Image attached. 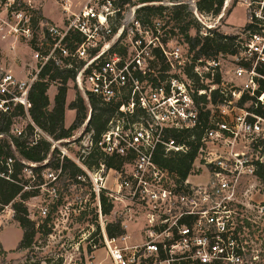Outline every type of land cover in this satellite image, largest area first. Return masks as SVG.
I'll use <instances>...</instances> for the list:
<instances>
[{"label": "built area", "instance_id": "built-area-1", "mask_svg": "<svg viewBox=\"0 0 264 264\" xmlns=\"http://www.w3.org/2000/svg\"><path fill=\"white\" fill-rule=\"evenodd\" d=\"M243 1L250 11L249 22L257 29L249 33L244 51L254 56L256 63L264 61V0ZM2 5L6 16L0 18V38L8 42L9 53L25 43L33 64L20 66L16 55L9 60L0 55V144L12 136L26 139L29 145L45 140L50 148L42 164L54 150L60 160L75 163L83 174L74 184H86L100 218L115 213V205L124 206L115 213L123 233L109 236V222L101 224L99 232L88 237L81 248L76 244L68 261L61 255L49 264H77V258L81 264L239 263L233 239L236 220L256 223L249 209L255 193L264 195V184L256 172L257 163L264 161V116L236 104L243 92L254 95L258 88L256 63L250 69H235L234 77L243 80L242 87L233 88L228 95L222 81L212 82L218 60H194L188 48L171 38L174 36L159 33V20L142 22L136 16L137 5L128 9L129 0H61L62 23L42 28L34 27L31 15L15 8L14 0H3ZM193 12L197 13L196 4ZM159 62L163 68L156 66ZM46 65L73 69L70 81L87 104L89 96H94L103 104L116 106L98 137L93 130H86L90 107L79 130L68 138H53L31 119L29 94ZM207 66L210 84L203 81L205 73L201 71ZM187 68H192L196 81L188 76ZM197 83L206 87L199 88ZM214 89L224 98L215 106L206 105L211 115L205 124L199 117L202 103H197V98L206 95L209 101ZM256 98L264 111V91ZM235 108L239 112L230 115L228 109ZM192 129L200 131L196 156L188 175L179 179L175 172L158 165L154 154L159 148L165 154L186 152L188 144L167 139L165 133ZM10 144L15 150L12 141ZM95 150L104 156L130 159L125 163L128 167L107 168L101 161L97 167H88L85 160ZM14 161L12 155L0 156V177L19 184L22 190L37 188L41 192L48 186V192L57 197V174L47 171L46 182L32 185L33 167L39 163L20 159L23 167L14 179ZM203 173L204 181L193 179ZM101 193L112 205L109 214L101 212ZM39 197L36 194L23 201L36 230L38 218L48 213L46 204L34 203ZM12 202H0V228L14 219ZM133 209H139L143 220L141 242L125 231L134 219ZM259 211L264 214V205ZM99 246L107 263L95 259Z\"/></svg>", "mask_w": 264, "mask_h": 264}, {"label": "trees", "instance_id": "trees-1", "mask_svg": "<svg viewBox=\"0 0 264 264\" xmlns=\"http://www.w3.org/2000/svg\"><path fill=\"white\" fill-rule=\"evenodd\" d=\"M153 0H141V2H147ZM223 0H198L196 3V8L199 13L206 15H218L221 11ZM164 7L145 5L140 8L143 11L142 15L137 16L142 22H149L148 17L158 14L161 16ZM192 13L187 11L182 4H176L173 7L169 15V19L174 21V29H169L167 33L171 36H181L188 45L189 52H193V59H203L215 60L218 55L229 54L236 55L241 49H245L241 46V37L237 33L225 34L217 29H208V33L201 34L197 30L196 24L193 19H190ZM183 21V22H182ZM195 29V34H190V29ZM244 30L248 33L256 32V27L253 22H248L244 26ZM240 49V50H239ZM160 56V54H158ZM252 60L254 56L249 59H244L241 66L245 69H250L252 67ZM262 69L258 70L260 77H257L258 88L254 95H249L243 92L236 104L238 107L243 108V104L246 101L250 102V106L247 108L248 111L254 112L258 115L264 116V111L260 108L256 96L264 91V61L260 62ZM257 65V63H256ZM255 65V68H256ZM160 68H163L162 62L156 64ZM162 70V69H161ZM186 73L189 77L196 81V74L192 72V68H187ZM73 69H58L52 65H46L41 71L38 80L33 84L29 97L31 100V108L29 114L31 119L44 131L49 133L55 139L68 138L72 135V131L81 125V123L86 118V104L83 97L79 95L77 99H74L69 106V109L75 110V119L69 127L64 126V114H65V100H66V83L74 78ZM208 74V73H207ZM206 74V75H207ZM209 75V74H208ZM59 80V87L54 96L53 105H49V100L47 96V90L52 81ZM213 83L219 84L221 78L219 73L215 72ZM199 88L206 87L205 85L197 83ZM224 98V95L219 93V89H214L210 92V100L206 99V95H202L197 98V103H202L199 109V117L203 123H207L209 116L211 115V109L206 108V105L212 104L216 105L218 102ZM89 104L91 107L90 117L87 123V129L93 130L94 137H98L106 128L107 121L109 117L116 110V106L112 104H103L100 100L94 96H89ZM7 129V128H6ZM29 129V127H28ZM29 131V130H28ZM200 131L197 129L192 130H169L165 133V138H172L176 143L188 144V150L186 152H169L164 153L162 149H157L154 154V161L161 167L167 168L177 174L179 179H184L190 169L191 163L196 156L198 148V135ZM193 136V138H192ZM12 143L14 145L15 151L17 152L18 158L14 157L13 150L11 149L10 143L7 140L0 144V156L1 155H12L15 158L13 163L14 172L12 177L14 179L18 178L23 164L20 159H25L30 162L39 163L37 166L33 167L34 174L41 179V170L45 167H51L55 170L60 169V174L68 175L74 183L78 182L76 177L83 174V171L72 161L67 158L60 160L56 157L54 150L51 154L50 159L46 164H42V161L47 157L49 153L50 145L45 140H39L33 145H29L26 139L19 137H11ZM103 162L107 168L120 169L123 163L129 162L130 159H125L117 156H104L99 150H95L88 158H86L85 163L88 167H97L99 162ZM257 176L260 181L264 184V161L257 163ZM22 180V177L21 179ZM42 180L37 183L40 184ZM37 188H32L30 190H22V187L12 181L0 177V202L9 203L13 200L12 206L14 209V219L17 221L19 227L22 230L21 239L17 245V248H28L32 244V240L35 236L37 230L35 229V222L28 218L27 210L23 201L33 195L38 194ZM16 198V199H15ZM59 202L55 203L52 209L49 211L44 218V222L47 223L51 220V214L56 210V206ZM100 204L102 214H109L112 205L107 201V198L103 193L100 194ZM237 225L233 232V239L235 240L234 249L241 257V261L237 264H250L247 256H252V254L245 250L246 245L242 243L243 237L240 234L243 233V228L250 225L244 218H237ZM98 227V226H97ZM50 229L44 230V234H48ZM106 232L109 236H115L124 232L121 228L120 220L116 219L114 222L108 223L106 225ZM251 258V257H250ZM26 264H38V262H31ZM181 264H185L181 262ZM196 264V263H195ZM211 264H230L225 263L221 260L215 261Z\"/></svg>", "mask_w": 264, "mask_h": 264}, {"label": "rangeland", "instance_id": "rangeland-1", "mask_svg": "<svg viewBox=\"0 0 264 264\" xmlns=\"http://www.w3.org/2000/svg\"><path fill=\"white\" fill-rule=\"evenodd\" d=\"M2 1L0 0V18H4L5 12L3 10ZM158 1L156 4L150 2H141V0H129V8L133 5H137L136 16L142 15L143 11H140L141 7L145 5L152 6H163L164 10L161 13V16L155 14L149 16L148 20L157 19L160 22V34H167L169 29H174L176 23L169 19V15L173 10L174 5L182 4L187 11L192 13L190 19H193L197 30L201 34L208 33V29H217L225 34L237 33L240 35L241 46L244 47L245 43L248 41L249 33L244 30V26L249 22L250 11L246 9V4L243 0H223L221 11L218 15H206L203 13L193 12L194 4L198 0H153ZM60 2L61 0H14V7L17 9H23L26 13L31 15L32 25L34 27L42 28L46 24H61L62 23V14L60 11ZM176 3V4H172ZM255 5V4H253ZM252 9V7H250ZM183 22V21H182ZM175 30V29H174ZM190 34H195V29H190ZM173 40H177L182 43V45L188 48L187 43L184 41L181 36L171 37ZM240 50V49H239ZM15 53V54H14ZM193 54V52H191ZM0 55L6 56L7 60L11 59L10 57L16 55V63L20 66L32 65V55L30 49L25 45V43H19L15 48L13 53L8 51V42L0 38ZM251 56L247 54L246 51L241 49L236 55L223 54L218 55L216 60L219 61V66L217 67V72L220 75L221 81L223 82V88L230 95V90L233 88L239 90L242 87L243 80L237 79L234 77V71L237 67H241V63L244 59H249ZM256 58L252 60V65L256 63ZM262 62L258 60L256 65V72L262 69L260 65ZM207 65V64H206ZM26 66V67H27ZM208 69L201 68L203 73L207 74L210 71ZM204 74L203 81H207V84H210V76ZM59 80L52 81L47 90V96L49 100V105H53L54 96L59 87ZM66 100H65V114H64V126L69 127L75 119V110L69 109L70 104L74 99H77L79 95L82 96L80 91L72 85V81H67L66 83ZM55 93V94H54ZM54 94V95H53ZM232 97V96H231ZM237 99L236 97H233ZM84 99V98H83ZM86 104V112L90 107L89 101L84 100ZM250 106V102L246 101L243 104V109H247ZM91 108V107H90ZM230 110L229 114L234 115V113L239 112L237 108L228 109ZM80 127V126H79ZM77 127L72 133H75L79 130ZM10 143L11 137L7 139ZM11 146V144H10ZM14 157L18 158L17 152L12 148ZM250 151V150H249ZM121 167H128L127 164L123 163ZM53 171L58 175L56 180V191L57 197L52 196L48 192V186L39 192L40 197L38 200H35L34 203L37 205L46 204L48 210L50 211L55 203L59 202L56 206V210L51 214V220L47 223L44 222V218H38L40 227L35 233V236L32 240V244L28 248H17L9 250L8 252L3 250L0 242V264H26L33 260L43 261L45 264L52 263V259H57L61 255L64 257L67 256V261L69 259V253L71 251H76L75 247L78 244V247L81 248L83 244L86 243V239L93 235L96 232H99L101 224L106 222H114L116 220V212L119 213L124 206L122 204L115 205V213H110L106 216L100 218L95 211V206L93 204V199L87 189L86 184H74L71 178H68L66 174H60L58 170L53 168H43L41 170V179L35 174V179L32 183L37 184L41 180L43 183L46 182V172ZM197 181H204L206 179V174L203 173L200 177L193 178ZM111 180V176H109ZM86 183V182H85ZM255 202L252 208L249 211L254 214L252 217L256 223H250V225L243 228V233L240 234V237H243L242 243L246 245V251L249 249V252L252 256H247L248 263L250 264H264V214H262L259 209L261 205H264V195L261 192L255 193L254 196ZM139 209H133L131 212L134 215V219L128 224V227L125 229L127 233L132 235V239L138 242L142 241L141 236L139 235L140 229L143 226V220L141 214L138 212ZM237 210L241 212V208L238 207ZM243 211V210H242ZM245 212V211H243ZM248 214V212H245ZM37 216V214L35 215ZM99 226V229L97 228ZM19 225L15 219H12L8 223H5L3 227L0 228V239L3 245L7 248L14 246L21 237L22 230H20ZM50 229L48 234H44V230ZM98 230V231H97ZM19 238V239H18ZM98 241V238H96ZM95 259L107 263L105 252L102 249V246H99L98 249L94 252ZM251 257V258H250ZM77 264H81L77 258Z\"/></svg>", "mask_w": 264, "mask_h": 264}, {"label": "crops", "instance_id": "crops-1", "mask_svg": "<svg viewBox=\"0 0 264 264\" xmlns=\"http://www.w3.org/2000/svg\"><path fill=\"white\" fill-rule=\"evenodd\" d=\"M55 94V93H54ZM53 94V95H54ZM20 228V227H19ZM21 230V229H20ZM2 232V230L0 231V233ZM21 235H22V233H21ZM19 239V238H18ZM20 239H21V237H20ZM20 239L17 241V243L14 245V246H12L11 248H7V247H5L4 245H3V243H2V241H1V239H0V242H1V246H2V248H3V250H5V251H9V250H13L15 247H16V245H18V243H19V241H20Z\"/></svg>", "mask_w": 264, "mask_h": 264}]
</instances>
